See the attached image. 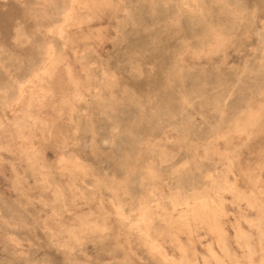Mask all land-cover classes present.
<instances>
[{
	"label": "rangeland",
	"instance_id": "1",
	"mask_svg": "<svg viewBox=\"0 0 264 264\" xmlns=\"http://www.w3.org/2000/svg\"><path fill=\"white\" fill-rule=\"evenodd\" d=\"M0 264H264V0H0Z\"/></svg>",
	"mask_w": 264,
	"mask_h": 264
}]
</instances>
